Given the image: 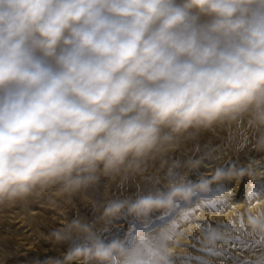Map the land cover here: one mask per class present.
<instances>
[{
  "label": "clouds",
  "instance_id": "obj_1",
  "mask_svg": "<svg viewBox=\"0 0 264 264\" xmlns=\"http://www.w3.org/2000/svg\"><path fill=\"white\" fill-rule=\"evenodd\" d=\"M221 128L264 143V0H0V207L74 194L101 175L123 185L157 161L163 172L127 214L109 204L90 224L55 227L69 247L42 264H175L184 245H154L168 224L137 229L131 214L172 220L221 181L264 175L229 165L188 180L203 157L164 170L185 141ZM240 216L264 249V204ZM121 218L133 221L125 236L103 243L100 233ZM232 220L196 222L209 225L201 247L215 252L232 239Z\"/></svg>",
  "mask_w": 264,
  "mask_h": 264
},
{
  "label": "rangeland",
  "instance_id": "obj_2",
  "mask_svg": "<svg viewBox=\"0 0 264 264\" xmlns=\"http://www.w3.org/2000/svg\"><path fill=\"white\" fill-rule=\"evenodd\" d=\"M233 125V129H235ZM246 141V142H245ZM198 145V151L195 150ZM253 149L256 153L251 158L246 150ZM257 148L264 149V143H261L258 133L253 134L251 130L243 134L229 132L225 128L217 129L215 133H203L195 138L185 141L177 153L164 157L168 162L165 164V171L172 165L173 159L179 160V171H185L188 166L197 159L203 157L202 164L197 170L188 174V180L197 181V177L213 168L216 165L225 170L232 163L236 164L235 168H248V163L257 169H264V158H259ZM262 157V155H260ZM240 159L246 161L241 163ZM257 162V165H256ZM156 168H149L148 172L130 173L129 179L121 185L120 178L115 181L110 178L100 176L96 182H89L87 186H81L74 194L64 193L60 195L56 192L44 191L39 194L31 195L26 201L20 202L13 206L0 207V264H42L49 259H62L63 253L69 247V243H57L51 233L55 227L63 226L65 221L80 219L81 223H91L97 216L103 213L104 208L109 204L123 203L124 206L120 212L127 214L128 209L137 198L149 195L148 185L152 179L159 176L163 179V172ZM243 177V186L247 184ZM221 181L220 185L212 186V193L207 198H194L190 206H180L177 208L175 218L172 220H162L158 218L157 212L149 213L145 216L143 213L137 216L136 213L131 214V218L137 222V229L141 228V223L148 224L150 229H157L159 225L164 223L172 228V222L175 221L176 226L172 228L170 234L162 237L166 241L163 243L167 247H173L174 243L184 245L177 249V264H252V262L264 254V249L255 243V236L248 235L247 226L244 228L235 225L232 234L233 248L223 245L217 241L219 247L215 252L201 247L197 239L199 231L207 230L208 224L201 223L197 226L198 221L216 222L214 219L207 217L211 215V211L216 207L219 201H226L223 197L231 189L224 185ZM263 179H251V186L245 189L242 186L240 194H231V201H241L244 195L254 192L258 196H264ZM137 184L144 185L143 190L137 191ZM166 191V190H165ZM249 191V192H248ZM155 196V193H152ZM127 201V203H124ZM215 201V206L209 208L208 202ZM188 213L186 220L181 219L183 213ZM242 219V218H240ZM151 221V223H148ZM187 221H193L194 225L188 224L183 226ZM222 221V220H221ZM133 223L130 219L121 218L108 227L107 230L100 233L103 243L107 244L114 238H123ZM224 226V225H221ZM178 233V234H177ZM188 233V238H187ZM73 242H76L75 239ZM125 245L128 241L125 240ZM155 247L159 248L154 242ZM225 259V263L220 260ZM248 258V261H245ZM151 264V259L149 260ZM264 264V261H262Z\"/></svg>",
  "mask_w": 264,
  "mask_h": 264
},
{
  "label": "bare ground",
  "instance_id": "obj_3",
  "mask_svg": "<svg viewBox=\"0 0 264 264\" xmlns=\"http://www.w3.org/2000/svg\"><path fill=\"white\" fill-rule=\"evenodd\" d=\"M247 154L249 157H253L255 155V151L251 148L246 150ZM257 156H259V158H264V151L257 153ZM262 155V157L260 156ZM241 163L243 162L244 164H246V161L240 159ZM235 167V163L231 164ZM219 167V165L214 166L213 168ZM245 167H249V164L247 163L245 165ZM228 167L225 168L224 171H227ZM236 171H239L240 168H235ZM258 172L260 173H264V169H258ZM257 179H263L264 181V175H260L258 176ZM244 179L242 178V180L237 183L236 180H225L223 183L224 185L229 186L231 189L229 190L230 193H232L233 195L235 194H240L241 190H242V184H243ZM245 181H247V184L243 186V188L245 189L246 187L251 186V179L249 177H247V179L245 178ZM264 184V183H263ZM251 187H248V190ZM249 192V191H248ZM264 204V196H258L256 195V198H254L250 203L248 201V195H244L243 200L241 201H235L233 203H229V202H225V203H221V201L218 202V204L216 205V207L211 211V215L207 216L210 217L212 219H214L216 222L218 221H227L229 217H232V223L233 224H238V222L240 221V218H242L240 216L241 213H247L249 211H252L254 209H259L260 206ZM188 224L190 225H194L193 221H187L183 224V226H187ZM178 234V233H177ZM166 241L165 238H161L160 240L156 241V245L160 246L161 244H163ZM223 245H228L230 247L233 248V244L232 242L227 241L226 243H222ZM225 263V259L223 257H220V260ZM177 264V263H175Z\"/></svg>",
  "mask_w": 264,
  "mask_h": 264
},
{
  "label": "snow or ice",
  "instance_id": "obj_4",
  "mask_svg": "<svg viewBox=\"0 0 264 264\" xmlns=\"http://www.w3.org/2000/svg\"><path fill=\"white\" fill-rule=\"evenodd\" d=\"M254 198H256V194L254 193V192H249L248 193V201H249V203L254 199ZM226 201H221V203H225ZM215 201H212V202H208L207 203V206L209 207V208H212V207H214L215 206ZM179 207V206H178ZM188 218V213L187 212H185V213H183L182 214V216H181V219H184V220H186ZM176 226V223H175V221H173L172 222V228H174ZM172 228H169L168 229V231L169 232H171L172 231ZM141 264H149V261H142L141 262Z\"/></svg>",
  "mask_w": 264,
  "mask_h": 264
}]
</instances>
